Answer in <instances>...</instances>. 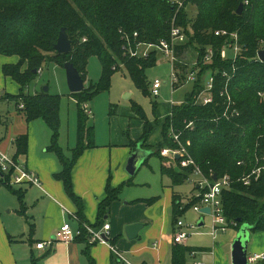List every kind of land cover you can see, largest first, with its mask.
Instances as JSON below:
<instances>
[{"label": "trees", "instance_id": "obj_1", "mask_svg": "<svg viewBox=\"0 0 264 264\" xmlns=\"http://www.w3.org/2000/svg\"><path fill=\"white\" fill-rule=\"evenodd\" d=\"M182 2L178 7L171 0H0V55L18 58L15 63L2 65V74L20 86L18 95L8 94V97L14 100L28 121L40 117L50 128L52 136L48 150L58 157L62 169L56 177L78 207L76 215L81 222V233L77 238L82 242L89 244V234L84 225L90 224L83 216L80 199L72 191L71 172L82 151L87 146H94L93 130L86 125L88 115L83 104L108 91L113 73L121 68L127 71L134 86L144 96H149L145 69L156 64L157 52L153 50L146 57H130L123 45L126 44V36L132 44L169 39L173 18V23L186 34V41L176 47L178 60L175 65L183 68L180 58L192 46L196 50V78L183 103L172 105L163 125L162 140L156 144L153 153L160 156L161 148H174L177 144L169 136V130L178 131L181 143L205 177L228 174L233 180L221 195L225 219L228 223L234 222L228 227L238 229L247 223L254 225L253 231H264V172L249 185L236 180L256 164V157H264V60L257 58V52L264 49V0ZM186 2L196 8L192 18L186 14ZM239 4L243 7L237 13ZM61 27H65L72 41V50L59 54L53 46ZM219 29L237 33L242 49L236 58L220 57L219 50L226 38L214 34ZM135 32L137 35L133 36ZM208 47L213 50L212 57L210 61L202 62ZM91 56L98 58L101 74L96 84L90 83L80 92H70L77 103V142L72 149V157L67 158L56 140L58 95L43 90L26 95L22 90L35 79L36 70L46 62L63 67L69 61L85 81L87 61ZM25 63L27 67L22 70ZM206 75L214 76V99L212 103L202 104L195 102L194 98L204 87ZM226 78L229 93L240 112L230 119L222 116L223 103L218 92ZM180 85L182 83L173 85V89ZM20 104L22 108H19ZM131 109L136 117L143 120L141 140L144 141L154 126L146 119L140 106L133 103ZM188 123L191 124L187 126ZM26 143L25 134L15 138L17 154L25 153ZM177 165L180 171L175 170L169 160L161 162L162 174L167 175L173 184L184 182L192 172V166L181 167L179 162ZM126 183L132 182L128 180ZM5 185L13 189V186ZM119 192V188L107 186L105 196L98 204V218L104 215ZM13 193L22 202L23 191L13 189ZM154 200L152 197L145 201L152 203ZM198 200L199 196L187 206ZM179 206L178 203L173 205L175 213ZM189 251L191 248L188 246L175 245L171 264H184L185 254ZM259 264H264V260Z\"/></svg>", "mask_w": 264, "mask_h": 264}, {"label": "crops", "instance_id": "obj_2", "mask_svg": "<svg viewBox=\"0 0 264 264\" xmlns=\"http://www.w3.org/2000/svg\"><path fill=\"white\" fill-rule=\"evenodd\" d=\"M148 88L150 90L151 84ZM36 91L38 90L34 88L32 93ZM4 94L8 93H0V96ZM0 99H11V97L4 95L3 97L1 96ZM12 101L14 102V100ZM14 105L17 110L18 107L15 102ZM84 106L85 104L83 107ZM111 106L112 111L110 110ZM88 108L89 107L86 105V110L84 109L87 115L91 112ZM115 110L116 106L114 104H109L107 126L105 130L101 132L97 131L96 128L94 129V127L88 123L87 119L86 125L88 127L91 126L93 130L94 146H87L82 151L81 155L78 156L74 162L71 172V183L73 184L72 191L74 195L80 199L82 213L88 223L93 218L95 211L98 214V204L105 196L107 186L120 189L118 197L110 203L104 215L98 218L102 220L107 218L110 219L109 229L106 232L99 226V232L104 233L103 235L107 237V242L94 244L82 242L78 240L77 237L69 242L54 239L55 231L61 226L62 221H66L73 230L80 229L81 225L76 215L78 210L76 202L68 195L62 181L56 177V173L62 169V165L56 154L48 150L49 141L45 134H42L41 140L36 137L34 127H32L31 124L33 120L28 121L20 110L18 112H7L6 115L0 116V122L5 126L4 134L2 137L0 136L1 150L14 157L21 164H24L29 170L35 172L39 178L40 186L23 183L18 189L23 191L24 197L25 190L22 189V186L29 185L30 188H33L35 194V199L33 198L35 202L32 216L37 225L35 224L34 230L30 232V240H32L30 243V251L32 252L34 249L41 257L43 256V261L40 264H90V261H92L93 264H126L125 262H130L132 264H171L173 247L175 245L187 246L188 244L187 241L192 233L191 230H188L189 236L183 243L173 242L172 237L175 221L181 219L180 215H178V218L175 216L177 212L175 213L173 205L175 203L180 205L178 213L181 214L185 212L188 207L187 204L198 197L201 189L195 178L189 176L185 181L189 182L192 186L189 193L186 194V197H183L173 190L169 192V194H165L163 190V203L165 199V205H163L160 212L157 213L155 210H151L150 207L157 199L155 196V200L152 203H147L145 200L149 198H144L139 191L132 190L133 187L140 185V182L136 181L133 175H129L126 172V174L123 173L121 176H115V178L111 176V170H107V166H112V159L113 162L117 163L115 165L117 168L119 166L120 170L123 166L125 168L127 157L137 146H139L142 152L147 150L153 152L156 148V144L162 140L161 138L158 143L150 145L146 143V139L144 141L141 140L142 131L140 135L134 132L131 139L124 137L122 135L123 133H119V127L113 125V121L117 116L115 115ZM130 110L132 112V109ZM130 115V119L135 118L140 125L143 124V120L136 117L134 113ZM94 117H96L95 110L93 118ZM70 121L71 129L69 130L66 149L62 145V142L57 141V145L67 158L72 157V149L76 146L77 142V106L76 110H71L70 112ZM130 121L129 123L123 121V126L130 125ZM139 123L136 125H139ZM70 132L73 133V139L71 141ZM22 134H25L27 137L26 151L23 154H17L15 138ZM45 146L47 147L45 148ZM114 149H120V158L118 152H116V156L112 153ZM31 151L33 156L31 154L29 158L28 153ZM35 151L40 152V155L36 156ZM45 152H49L50 154H45ZM150 155L155 154L152 153ZM19 156L23 157L24 162L20 161ZM160 156L161 162L169 160L170 165L174 167L175 170L180 171V168L178 169L177 167L178 162L176 160L171 161L169 158ZM148 157L140 165L146 164ZM118 160H120V163ZM161 162L159 171L161 175H164L161 172ZM80 171L83 172L84 176H78ZM165 176L170 182L169 186L167 185L166 187L172 189L173 186L179 185L173 184L171 179L167 175ZM116 178L122 181L120 185H116L117 183L114 184ZM128 180H131L132 183L127 184L126 182ZM184 201H186V203H184ZM166 202L170 205L173 214L172 221L174 222L170 226L168 225V210L170 207L166 205ZM63 209H67L71 212L68 214V218L65 216L66 210L64 211ZM193 211L196 212L195 210ZM52 213L58 216L54 222L52 220ZM200 222H202L201 225H203V221L200 220L197 223L198 226H201L199 225ZM133 223H140L142 227L138 230L135 238L129 239L125 233V227ZM230 228H233L232 230H234V233L226 234L225 238L216 241L215 230L211 233L212 239L208 244L209 247L188 246L191 248L189 252L194 253L195 250H200L199 248H202V250L208 249V262L210 264H231V244L238 229L234 227ZM11 237L14 236L7 231L6 225L1 221L0 264H21V256L26 255V252H22V247L16 245H20V243L23 244L24 242L21 240H13L14 238L12 239ZM40 238H51L53 241L43 249H37L34 243L36 244V242L44 240ZM111 244L122 253L124 261L119 260L115 253L111 251ZM253 253L264 254V231H250L247 255ZM34 262H36L35 259ZM201 264L206 263L203 262ZM255 264H259V262Z\"/></svg>", "mask_w": 264, "mask_h": 264}, {"label": "rangeland", "instance_id": "obj_3", "mask_svg": "<svg viewBox=\"0 0 264 264\" xmlns=\"http://www.w3.org/2000/svg\"><path fill=\"white\" fill-rule=\"evenodd\" d=\"M185 11L188 17H194L196 13V8L190 2L184 3ZM142 48V47H141ZM157 61L156 64L152 67H148L145 69L146 81L148 83V87L153 82V80L158 79L161 82V87L158 89L157 96H144L139 89H137L133 82L131 81L127 71L124 68L113 73L111 77L110 87L108 91L101 92L95 95L91 100L84 103L91 111L88 115V123L91 124L94 129L97 131H104L107 122H108V111L109 104H114L116 106L115 115L116 118L113 121L114 126L119 127V133L124 137H128L131 139L133 133H137L140 135L142 124L137 121V119H130L129 115L133 114L131 112V106L133 103L140 106V108L144 112V116L146 119L153 124L152 130L149 132L146 143L150 145H154L158 143L163 136V125L166 120V117L169 115V110L172 105H180L183 103L185 95L189 93L193 88V83L191 81H183V84L180 85L177 89H173L172 81H171V62L168 58L161 56L160 53L157 52ZM229 55V52H228ZM16 56H2L0 55V93H8L9 95L15 96L20 93L19 84L14 81L10 77H5L2 74V65L4 63H13L17 61ZM181 64L185 66H192L191 64L196 59V50L189 46L187 50L184 51V54L181 56ZM29 66V65H28ZM27 64L25 63L22 66V70L26 69ZM101 67L100 62L96 56H91L88 58L87 66H86V80L84 81V88L91 84H96L100 78ZM208 75L205 76L204 80L207 79ZM203 80V81H204ZM47 86L48 92L50 94H56L59 97V126H58V136L57 141L62 142V145L66 149L67 140L69 130L71 129V121H70V112L71 110H76V100L73 96H71L67 84L65 72L62 66L57 65L52 62H46L41 65L35 74V79L32 80L26 87L23 88L22 92H25L26 95H34L37 92H42V88ZM36 88L38 91L33 92V89ZM8 94H5L7 97ZM262 95V94H261ZM12 99V98H11ZM11 99H0V116L6 115L7 112H18L14 105V102ZM83 104V105H84ZM94 110L96 112V117L93 118ZM132 116V115H130ZM1 119V117H0ZM122 119V120H121ZM131 120V121H130ZM130 121V125L123 126L122 122ZM139 125H136L138 124ZM32 127H34L36 137L41 140V136L44 133L48 144L51 143L52 132L50 128L47 127V124L42 118H36L31 122ZM122 125V126H121ZM5 126L0 122V136L2 137L4 134ZM129 130V133H128ZM127 132V134H126ZM72 134V138H71ZM60 135V137H59ZM0 137V138H1ZM50 138V139H49ZM73 139V133L70 132V141ZM178 144L175 146L177 147ZM47 146H45L46 148ZM44 148V149H45ZM2 153H5L1 150ZM68 152V150H67ZM119 153V158L121 151L120 149H114L112 153ZM40 152L35 151V155L38 156ZM50 154L49 152H45V154ZM70 153V152H69ZM7 154V153H6ZM12 154V153H10ZM32 151L28 153V157L31 156ZM12 157L11 155L7 154ZM33 156V154H32ZM129 157V156H128ZM127 157V158H128ZM30 158V157H29ZM118 158V159H119ZM20 161L24 162L22 156H19ZM120 163V160H118ZM160 158L157 155H150L147 159L146 164H142L137 168L136 172L133 174V177L136 181L140 182V185L133 187V191H139L144 198L156 197L155 202L150 206L151 210H155L157 213L160 212L163 205H165V199L163 203V190L165 194H169V192H178L183 197H186V194L189 193L191 188V184L187 181L175 185L170 189V182L165 175H161L159 171L160 166ZM116 162H113L112 166H107V170H111V176L115 178V176H121V174H126L124 166L119 170L116 167ZM78 176H84L83 172L80 171ZM190 176V175H189ZM188 176V177H189ZM134 180V181H135ZM119 178L114 180V184L120 185L122 181H119ZM21 184L13 185V189H18ZM73 186V184H72ZM13 189H10L5 184H0V244H1V221L4 225H6L7 231L14 237H11L13 240H21L24 243H20L17 246L22 247V252H26L25 256H21L20 263L21 264H40L43 259L41 255L37 253L36 250L30 251V240L31 231L34 230L35 222L32 212L34 210V191L33 188L29 185L22 186V189L25 190L24 197L22 202H20L17 196L13 193ZM32 189V191H31ZM33 192V193H32ZM35 199V198H34ZM186 203V201H184ZM170 207L169 204H167ZM64 210V209H63ZM66 210L65 216L68 218V214L71 213L69 210ZM64 210V211H65ZM180 215L181 220L191 226V235L188 238L187 246L193 247H209V243L211 242L212 236L211 233L214 231V224L212 221V216L210 214L201 215L197 212H194L191 206H188L185 212L176 213L175 216L178 218ZM53 222L56 221L57 215L52 213ZM62 217V216H61ZM173 214L171 211V207L168 210V225H172L174 221ZM202 220L203 225L198 226L197 223ZM110 219L107 218L105 220L98 219V214L95 211L93 214V218L90 220V226L94 231H99V226L103 227L104 224L109 225ZM66 222L62 221L61 225ZM72 222V220H71ZM106 222V223H104ZM60 228V227H59ZM58 228V229H59ZM72 228V227H71ZM57 229V230H58ZM73 229V228H72ZM233 228H225L224 230L218 228L216 229V241L222 240L225 238L226 234L234 233ZM57 230L55 232H57ZM75 232V230H73ZM56 234V233H55ZM55 236V235H54ZM107 238V237H106ZM235 238V237H234ZM233 238V239H234ZM44 239L43 241H52L51 238H40ZM214 240V239H213ZM225 240V239H224ZM89 241V238H88ZM101 243V242H89V244ZM35 245V243H34ZM33 245V246H34ZM53 247V246H52ZM118 247V246H117ZM118 249V248H117ZM195 250L194 253L187 252L185 254L184 264H201L208 262L209 253L207 250ZM47 250V249H46ZM112 251V250H111ZM113 252V251H112ZM1 253V250H0ZM114 253V252H113ZM121 256L122 253L120 252ZM34 259L36 262H34ZM22 261V262H21ZM129 264H132L129 262Z\"/></svg>", "mask_w": 264, "mask_h": 264}, {"label": "built area", "instance_id": "obj_4", "mask_svg": "<svg viewBox=\"0 0 264 264\" xmlns=\"http://www.w3.org/2000/svg\"><path fill=\"white\" fill-rule=\"evenodd\" d=\"M172 3L177 4V6L182 5V0H171ZM174 18L172 20V26L170 29V37L169 39H160L158 43H147V42H136L132 44L130 40L126 36V41L123 45L125 52L130 57H146L151 51H156L160 53L161 56L168 58L171 62V81L172 87L173 85H177L183 83V81H194L196 78V59L191 64L192 66L188 67L183 65V68H179L175 65V62L178 60L176 55V47L182 45L186 41V34L180 26L175 25ZM215 35L224 36L226 38L225 43L219 50L220 57H232L236 58L241 51L240 44L238 43V36L236 32H228L224 29H219L214 31ZM136 32L133 36H136ZM85 40V38H83ZM142 47V48H141ZM187 50V49H186ZM229 52V55H228ZM213 54V50L211 47L205 49V52L202 56V62L210 61ZM258 58V57H257ZM181 63V60H180ZM224 76H227L226 72H223ZM228 79L226 78L225 84L222 88L219 89V96L222 97L223 103V113L222 116L226 119H230L232 117H236L239 115V110L236 107L235 101L232 99L228 86ZM214 85V76L209 75L207 79H205L204 87L201 91L195 96L194 101L202 104L212 103L214 97L212 94V89ZM161 86V82L158 79L153 80L150 88V95L157 96L158 89ZM22 104L19 105V108H22ZM86 110V105L84 106ZM191 123H188L189 126ZM169 136L172 138L177 147H163L159 150V154L166 158H169L171 161L176 160L179 162L181 167L192 166V172L190 177H194L201 192L199 193L198 202L192 205V209L196 212L204 214L201 209L203 207L209 208V214L212 216V221L214 224V231L218 228L224 230L229 226V224H234L233 221L228 223L223 214V205H222V191L224 189H228L233 182L231 177L228 174H224L221 176L216 175V179L213 180L212 177H205L200 168L195 164L193 158L188 154L184 144L181 143L179 139V132L174 131L173 128L169 130ZM177 156V157H176ZM256 164L247 172L242 174L236 180L241 181L244 185H249L252 180H257L261 174L264 172V157H256ZM212 174L211 176H213ZM27 183L29 185L40 186L39 178L35 174V172L29 170L24 164H21L14 157L8 156L6 153H2L0 151V184H8V185H16ZM181 208V207H180ZM86 231L89 234L88 242H107L104 239L103 234L99 231H94L91 226L84 225ZM103 231H107L109 229L108 224L103 225ZM192 227L185 224L181 219H177L174 225V233H173V242L174 243H183L187 237L189 236L188 230ZM81 230H75L71 228V226L64 222L60 228L57 230L54 239L69 242L74 240L77 236H79ZM53 241V240H52ZM52 241H40L36 242L35 247L37 249H43L44 247L50 245ZM111 250L115 253L116 257L119 260L124 261L123 256H121L120 252L112 245H110ZM264 260V254L261 253H253L247 255V261L249 263H258ZM129 264V262H125Z\"/></svg>", "mask_w": 264, "mask_h": 264}, {"label": "water", "instance_id": "obj_5", "mask_svg": "<svg viewBox=\"0 0 264 264\" xmlns=\"http://www.w3.org/2000/svg\"><path fill=\"white\" fill-rule=\"evenodd\" d=\"M242 4H239L237 13L242 10ZM54 50L59 53H68L72 50V41L65 29L61 27L58 32L56 42L54 44ZM257 57L260 61L264 60V49H260L257 52ZM63 69L66 77V84L69 92H80L84 89V79L74 65L66 61L63 64ZM43 91H48L47 86L42 88ZM153 152L147 150L142 152V150L137 146L135 150L129 155L125 170L129 175H133L139 165ZM177 157V156H176ZM212 179H216V174L212 176ZM201 211L205 214H209V208L203 207ZM202 221V220H201ZM239 221V219H238ZM202 222L199 223L201 225ZM142 227L140 223L129 224L125 227V233L129 239L135 238L137 236L138 230ZM254 225L243 223L240 225L236 232V236L231 244V264H252L247 261V246L249 242L250 231L253 230ZM106 240V236L103 235ZM255 264V263H253Z\"/></svg>", "mask_w": 264, "mask_h": 264}]
</instances>
